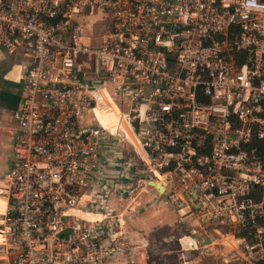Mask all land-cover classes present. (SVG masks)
<instances>
[{"label":"built area","instance_id":"1","mask_svg":"<svg viewBox=\"0 0 264 264\" xmlns=\"http://www.w3.org/2000/svg\"><path fill=\"white\" fill-rule=\"evenodd\" d=\"M95 12L98 44L84 32ZM15 55L8 264H108L128 250L119 221L79 213L105 176L162 179L189 248L210 255L219 241L223 264H264V0H0V64ZM110 107L105 127L97 111Z\"/></svg>","mask_w":264,"mask_h":264},{"label":"crops","instance_id":"2","mask_svg":"<svg viewBox=\"0 0 264 264\" xmlns=\"http://www.w3.org/2000/svg\"><path fill=\"white\" fill-rule=\"evenodd\" d=\"M102 18L103 16L101 13L95 12L93 15L85 17L84 20L86 24L87 22L99 23V25L102 23L101 36L91 32L101 39L107 32V23L104 18ZM12 60L18 61V63L13 64L11 62ZM22 69V63L19 59H11L9 62L0 64V175L11 165V145L16 133L14 113L19 108L21 99L24 95V86L20 82ZM110 110L111 111L109 112L105 111L108 116L99 119L105 127H108L111 122L118 119L119 114H115L111 107ZM121 122L122 127H124V132L126 133L124 141L127 151L125 152L128 153L129 151L132 154L133 150H131V147L132 144L134 145L135 141L128 127L126 131L122 119L120 120V123ZM127 133H129L130 136H128ZM108 152L110 153L112 151ZM116 182L117 185L111 187V185ZM156 182L160 181L158 180ZM138 197H143L142 204L140 201L135 202ZM133 202H135L134 205H132ZM140 204L142 205V208H140ZM3 205L4 201L0 198V209ZM148 207H160L170 210V208L164 203V193L159 192L155 187L150 185L149 180L145 185L143 180L138 181L137 179H127V177L123 179H110L109 176H105L101 179H92L90 188L84 192L80 201L79 213L84 218H92L95 220L101 219L106 213V215L110 216V219L119 221V228L121 229L123 237L128 245V250L126 251L112 249V255L107 260L108 264H145L144 249H146L149 240L143 231L146 227L156 222V219L147 222L146 216L144 217L145 214H149V211H144V209H147ZM127 214H129V216H127ZM131 218H134L133 227L128 222V219ZM189 221L190 220L187 221L188 225H185L183 228V234L177 239L179 245L186 251L185 253H191L192 250H195L188 246L190 239L187 236L189 232L187 226H191ZM181 223H184V221H181ZM184 236L186 237L183 238ZM216 242L217 245L213 247V253L210 255L201 256L196 250L200 255L199 259L202 260V262L203 260L205 261L203 264H223L220 260L219 252L226 248L222 247L218 243L219 241ZM1 243L2 238L0 235V264H8L12 255L2 251ZM227 247L230 248L229 246Z\"/></svg>","mask_w":264,"mask_h":264},{"label":"rangeland","instance_id":"3","mask_svg":"<svg viewBox=\"0 0 264 264\" xmlns=\"http://www.w3.org/2000/svg\"><path fill=\"white\" fill-rule=\"evenodd\" d=\"M101 26L102 23H100V25L99 23H85L84 29L85 36L87 37L86 40H91V42L94 44L100 43L102 39L94 34L101 36ZM91 32H93L94 34ZM14 59L20 60L17 55L14 56ZM11 62L13 64L18 63V61L13 60ZM109 111L110 110H106V112ZM106 112L98 111V119L108 116L106 115ZM122 128L124 130V127ZM125 129L127 131L126 124ZM127 135L130 136L129 133H127ZM142 200L143 197H138L135 202L140 201L142 204ZM135 202H133L132 205H134ZM141 204L140 208H142ZM144 211H149V214L144 215V217L146 216L147 222L156 219V222L154 224L149 225L143 231L147 239L149 240L146 249H144L145 264H203L205 262L204 260L202 262V260L199 259L200 255L196 250H192L191 253H185L186 251L179 245L177 239L183 234V228L187 224V221L185 217L180 216L176 209L170 208L169 210L160 207H148L147 209H144ZM127 216H129V214H127ZM182 219L184 220V223H181ZM128 222L132 227L134 226V218L128 219Z\"/></svg>","mask_w":264,"mask_h":264},{"label":"water","instance_id":"4","mask_svg":"<svg viewBox=\"0 0 264 264\" xmlns=\"http://www.w3.org/2000/svg\"><path fill=\"white\" fill-rule=\"evenodd\" d=\"M150 185H152L153 187H155L159 192L166 194V191H165L164 187L161 185V183H159V182H152L151 181L150 182ZM66 231H68V230H66ZM65 232H63V233H65Z\"/></svg>","mask_w":264,"mask_h":264},{"label":"bare ground","instance_id":"5","mask_svg":"<svg viewBox=\"0 0 264 264\" xmlns=\"http://www.w3.org/2000/svg\"><path fill=\"white\" fill-rule=\"evenodd\" d=\"M159 181H160L159 183H161V185L163 186V185H164V184H162V183H164L163 180H162V179H159ZM163 187H164V186H163ZM0 211H1V210H0ZM0 213H1V212H0Z\"/></svg>","mask_w":264,"mask_h":264},{"label":"trees","instance_id":"6","mask_svg":"<svg viewBox=\"0 0 264 264\" xmlns=\"http://www.w3.org/2000/svg\"><path fill=\"white\" fill-rule=\"evenodd\" d=\"M259 152H260V150H259ZM257 198H260L259 196H257Z\"/></svg>","mask_w":264,"mask_h":264}]
</instances>
